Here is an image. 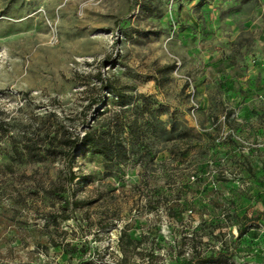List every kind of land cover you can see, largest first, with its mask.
Returning a JSON list of instances; mask_svg holds the SVG:
<instances>
[{
	"label": "rangeland",
	"instance_id": "rangeland-1",
	"mask_svg": "<svg viewBox=\"0 0 264 264\" xmlns=\"http://www.w3.org/2000/svg\"><path fill=\"white\" fill-rule=\"evenodd\" d=\"M217 253L264 264V0H0V264Z\"/></svg>",
	"mask_w": 264,
	"mask_h": 264
},
{
	"label": "trees",
	"instance_id": "trees-1",
	"mask_svg": "<svg viewBox=\"0 0 264 264\" xmlns=\"http://www.w3.org/2000/svg\"><path fill=\"white\" fill-rule=\"evenodd\" d=\"M142 134V133H141ZM70 146L73 147L74 150L81 149V146L87 147L91 150H94L97 153H103L106 155H110L111 152V146L109 145V141L104 140L103 137H99L94 135L91 132H87L83 137H80L77 139V141L68 142ZM259 219L258 218H251L248 221V224H258ZM245 233L244 229H240V235H243ZM128 240L130 242H133V240L129 237ZM223 256L222 253H217L216 255H213L209 258H197L198 264H221L220 259Z\"/></svg>",
	"mask_w": 264,
	"mask_h": 264
}]
</instances>
